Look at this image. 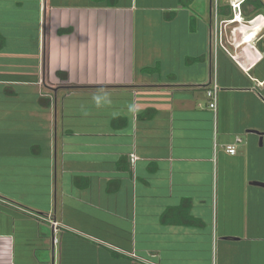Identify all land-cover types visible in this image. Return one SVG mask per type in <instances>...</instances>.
<instances>
[{
  "label": "crops",
  "instance_id": "0c3cea01",
  "mask_svg": "<svg viewBox=\"0 0 264 264\" xmlns=\"http://www.w3.org/2000/svg\"><path fill=\"white\" fill-rule=\"evenodd\" d=\"M212 1L0 0V264H264V19L240 65Z\"/></svg>",
  "mask_w": 264,
  "mask_h": 264
},
{
  "label": "rangeland",
  "instance_id": "374dc122",
  "mask_svg": "<svg viewBox=\"0 0 264 264\" xmlns=\"http://www.w3.org/2000/svg\"><path fill=\"white\" fill-rule=\"evenodd\" d=\"M161 1V0H160ZM241 1V9H242V7H243V4H242V2L244 1V0H213L212 2V10H213V18H212V20H213V24H212V27H213V33H212V35H213V45H214V49L216 50V47H218V49H220V46H221V43H220V33H221V35H222V42L224 43V45H226L227 46V48L233 53V54H235V55H240L241 57H244V56H242L244 53V49H245V46L244 45H242V46H240V45H238V43H236L235 41H234V39H235V34H234V29H236V27H238L240 24L239 23H235V25L234 24H231L230 22L229 23H221L220 22V19H219V21H218V30H217V32H216V35H215V29H216V24H215V6H216V4L217 5H219L220 3H223V4H230L231 6H232V8H233V5H237V4H239V2ZM264 1V0H263ZM147 3H159V0H157L156 2L154 1H152V0H147ZM196 4H197V1L195 2ZM198 3H200V4H206V0H198ZM247 8L248 9H252V6L250 5V4H247ZM258 16H261V17H263V19H264V12L262 13V14H259V15H253V16H250V17H247L245 20H244V18H242L241 19V21L243 22L242 24H244V25H249V26H252V25H255V19L258 17ZM235 17V16H234ZM233 17V18H234ZM232 18V19H233ZM246 21V22H245ZM263 25V29H264V20L261 22ZM223 24L225 25V26H223ZM223 26V27H222ZM248 26V27H249ZM262 29V30H263ZM220 30H221V32H220ZM258 33V32H257ZM216 36L218 37V40H216ZM264 36V30L262 31V32H260L259 34H257L256 36H255V39H254V41H253V44L256 46V45H258V43H259V41L258 40H264L262 37ZM216 41H217V43H216ZM231 42H233L234 43V45H232L231 44Z\"/></svg>",
  "mask_w": 264,
  "mask_h": 264
},
{
  "label": "built area",
  "instance_id": "2783aa9c",
  "mask_svg": "<svg viewBox=\"0 0 264 264\" xmlns=\"http://www.w3.org/2000/svg\"><path fill=\"white\" fill-rule=\"evenodd\" d=\"M233 9H234V12H235V17L233 19H231V21H235V18H237V11L239 12V15L240 16L242 15L241 1L239 2V4L233 5ZM218 21H219L218 5L216 4V6H215V24H216L215 35H216L217 30H218ZM220 22L222 23V21H220ZM220 32H221V30H220ZM262 38L264 39V36ZM216 40H218V37L217 36H216ZM216 43H217V41H216ZM220 43L222 44V35H221V33H220ZM221 46L223 48H225V46L223 44ZM217 51H218V47H216L215 52H217ZM232 57L240 65H241V61L244 60L240 55L233 54ZM219 90H220V85L218 83V80L216 79V76L214 75L213 79L211 80V85L206 90L207 96L209 98V104H208V106L214 112H217V108H218V93H219ZM226 150L228 152H230L231 154H235L236 153V145L235 144H229V145L226 146ZM0 201L6 203V200L3 199V198H0ZM20 209L26 211L29 214H32L33 216H36L37 218H40V219H48L45 216H42L40 214H37L36 212H31V211H29V210H27L25 208H20ZM53 225L57 227L58 226V222H53Z\"/></svg>",
  "mask_w": 264,
  "mask_h": 264
},
{
  "label": "trees",
  "instance_id": "16d2710c",
  "mask_svg": "<svg viewBox=\"0 0 264 264\" xmlns=\"http://www.w3.org/2000/svg\"><path fill=\"white\" fill-rule=\"evenodd\" d=\"M242 15L244 17H250L253 15H259L264 12V1L263 0H244L242 2ZM247 4L252 6V9L247 8ZM218 15L232 19L234 17V11L230 4H219Z\"/></svg>",
  "mask_w": 264,
  "mask_h": 264
},
{
  "label": "bare ground",
  "instance_id": "6f19581e",
  "mask_svg": "<svg viewBox=\"0 0 264 264\" xmlns=\"http://www.w3.org/2000/svg\"><path fill=\"white\" fill-rule=\"evenodd\" d=\"M240 18H241V16L239 15V12L237 11V18H235V21H239ZM261 22H262V21L258 20V22L256 23V26L253 27L255 31L263 29V26H262L263 24H262ZM249 30L251 31L252 28L249 29ZM236 34H237V33H236ZM253 34H254V33H253ZM251 35H252V34H250L249 36H251ZM237 36H238V34H237ZM241 41H242V39L239 40L238 45L240 44ZM242 42H245V41H242Z\"/></svg>",
  "mask_w": 264,
  "mask_h": 264
},
{
  "label": "water",
  "instance_id": "95a60500",
  "mask_svg": "<svg viewBox=\"0 0 264 264\" xmlns=\"http://www.w3.org/2000/svg\"><path fill=\"white\" fill-rule=\"evenodd\" d=\"M261 185H264L263 183H260Z\"/></svg>",
  "mask_w": 264,
  "mask_h": 264
},
{
  "label": "flooded vegetation",
  "instance_id": "af4514ba",
  "mask_svg": "<svg viewBox=\"0 0 264 264\" xmlns=\"http://www.w3.org/2000/svg\"><path fill=\"white\" fill-rule=\"evenodd\" d=\"M242 16V15H241Z\"/></svg>",
  "mask_w": 264,
  "mask_h": 264
}]
</instances>
